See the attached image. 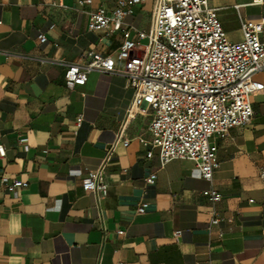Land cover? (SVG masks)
Segmentation results:
<instances>
[{
    "label": "crops",
    "instance_id": "1",
    "mask_svg": "<svg viewBox=\"0 0 264 264\" xmlns=\"http://www.w3.org/2000/svg\"><path fill=\"white\" fill-rule=\"evenodd\" d=\"M78 1L0 0V177L28 183L8 194L0 182V264H264V90L251 96L247 125L212 138L211 181L191 160L161 166L156 149L146 157L153 113L128 117L133 90L121 74L93 70L73 90L64 81L66 64L86 62L90 51L115 60L124 31L137 41L153 8L148 29L137 6L122 29L91 31L89 12L111 14L117 0ZM209 2L232 42L242 40L241 19L264 17V0ZM248 7H260L259 17ZM228 27L240 32L236 41ZM255 77L264 83V72ZM101 168L107 194L84 191ZM208 188L222 198L211 202Z\"/></svg>",
    "mask_w": 264,
    "mask_h": 264
},
{
    "label": "built area",
    "instance_id": "2",
    "mask_svg": "<svg viewBox=\"0 0 264 264\" xmlns=\"http://www.w3.org/2000/svg\"><path fill=\"white\" fill-rule=\"evenodd\" d=\"M146 1L117 0L111 14L99 6L89 12L88 28L98 31L112 25L113 30H120L124 19ZM153 1L152 25L148 30L137 31V41L130 39L125 30L115 60L90 51L86 62L66 64L65 86L73 90L84 85L93 70L121 74L126 86L133 90L128 117L142 108L153 113L148 127L151 150L146 157L151 158L152 149H156L161 166L175 159L191 160L202 178L211 181L219 167L212 138L247 125L254 114L251 96L264 90V83L255 79L264 72V17L241 19L242 40L232 42L224 32L218 8L211 6L209 0ZM262 3L263 0H252L249 5ZM78 4L91 5L92 0H79ZM38 38L41 43L47 41L44 34ZM115 61L124 64V68L117 69ZM128 144L124 140V146ZM5 154L0 144V158ZM260 176L264 178V170ZM155 180L156 173L144 179L148 185ZM0 182L8 194L28 187L27 182L5 175ZM82 187L105 196L108 184L103 168L91 171ZM202 194L211 202L222 198L212 188ZM147 207L143 203L137 212L144 213ZM217 223L218 218L214 217L211 224Z\"/></svg>",
    "mask_w": 264,
    "mask_h": 264
},
{
    "label": "rangeland",
    "instance_id": "3",
    "mask_svg": "<svg viewBox=\"0 0 264 264\" xmlns=\"http://www.w3.org/2000/svg\"><path fill=\"white\" fill-rule=\"evenodd\" d=\"M153 2H154L153 0H147L145 3L139 5L142 7L141 15H142V19L145 20L146 29L149 28V25L151 23V12H152V8H153ZM247 12H248L250 17L256 18V17H259V15L261 14V8L260 7H248ZM236 29L237 28H233V27H228L226 29L229 32L230 37L233 41H236L240 36V32L237 31ZM142 43L144 44V42H142Z\"/></svg>",
    "mask_w": 264,
    "mask_h": 264
}]
</instances>
